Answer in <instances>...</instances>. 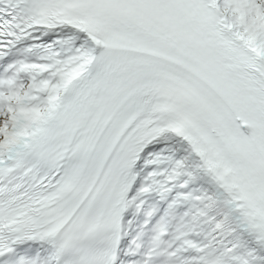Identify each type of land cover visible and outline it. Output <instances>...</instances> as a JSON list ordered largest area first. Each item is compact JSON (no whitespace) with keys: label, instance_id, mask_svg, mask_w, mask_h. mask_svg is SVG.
<instances>
[{"label":"snow or ice","instance_id":"snow-or-ice-1","mask_svg":"<svg viewBox=\"0 0 264 264\" xmlns=\"http://www.w3.org/2000/svg\"><path fill=\"white\" fill-rule=\"evenodd\" d=\"M0 264H264V0H0Z\"/></svg>","mask_w":264,"mask_h":264}]
</instances>
